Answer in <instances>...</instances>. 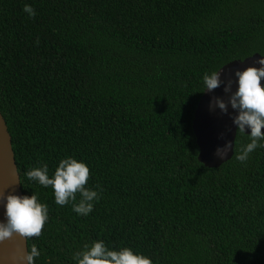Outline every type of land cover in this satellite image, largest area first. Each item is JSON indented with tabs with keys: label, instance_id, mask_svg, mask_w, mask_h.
<instances>
[{
	"label": "trees",
	"instance_id": "16d2710c",
	"mask_svg": "<svg viewBox=\"0 0 264 264\" xmlns=\"http://www.w3.org/2000/svg\"><path fill=\"white\" fill-rule=\"evenodd\" d=\"M255 54L264 0H0V111L23 194L49 206L36 264L95 240L154 264H264V148L242 164L238 132L210 169L193 130L204 74ZM67 156L102 189L86 217L25 176Z\"/></svg>",
	"mask_w": 264,
	"mask_h": 264
},
{
	"label": "clouds",
	"instance_id": "9594fccd",
	"mask_svg": "<svg viewBox=\"0 0 264 264\" xmlns=\"http://www.w3.org/2000/svg\"><path fill=\"white\" fill-rule=\"evenodd\" d=\"M23 11L29 17L34 18L35 9L25 4ZM255 65L243 70L236 69V88L232 90L233 81L228 80L224 91L230 93L227 103L216 98L215 104L224 112H228V105L234 110L232 124L237 132L249 137L250 142L242 146L236 159L242 164L246 163L250 154L257 148H264V56L255 60ZM224 83L219 71L206 72L203 76L204 91L211 92ZM230 151H233V143L225 141L218 146L215 156L224 160ZM25 176L29 181L37 182L44 188L51 187L54 193L55 203L59 206L72 205V210L80 216H88L93 212L95 202L101 198L102 189L87 187L90 178V168L83 160L73 156H67L59 160L54 173L49 175L48 165L32 167L26 170ZM79 194V201H77ZM0 204L4 209V218L0 220V243L19 235L26 240L39 237L45 224L49 220V206L39 202L36 194L17 195L7 194L0 198ZM41 255L35 244L30 252H26L20 259L26 264H36ZM73 260L75 264H154L151 257L140 252H134L130 247L110 248L103 240H95L91 244H85L83 249L77 251Z\"/></svg>",
	"mask_w": 264,
	"mask_h": 264
},
{
	"label": "water",
	"instance_id": "95a60500",
	"mask_svg": "<svg viewBox=\"0 0 264 264\" xmlns=\"http://www.w3.org/2000/svg\"><path fill=\"white\" fill-rule=\"evenodd\" d=\"M261 54H255L244 60H236L219 70L222 83L217 89L204 93L195 112L193 130L199 147V161L205 167L218 169L225 163L232 160L235 154V143L237 139V129L232 124L234 110L228 105V112H222L215 104L216 98H220L227 103L230 93H226L224 88L229 79L233 81L232 90L236 88V69L243 70L249 66L255 65V60L259 59ZM264 86V79L261 80ZM264 132V129H262ZM225 141L233 143V151L222 160L215 156L218 146ZM7 194L24 195L22 191L21 177L16 163L15 152L13 149V140L10 134L7 122L0 111V198ZM4 209L0 204V220L4 218ZM28 249V239L14 235L11 239L0 243V264H26L22 257Z\"/></svg>",
	"mask_w": 264,
	"mask_h": 264
}]
</instances>
